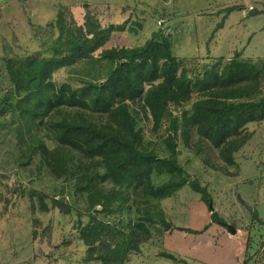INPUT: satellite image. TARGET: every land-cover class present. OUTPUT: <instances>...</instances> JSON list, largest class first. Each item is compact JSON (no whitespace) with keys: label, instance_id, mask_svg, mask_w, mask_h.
<instances>
[{"label":"trees","instance_id":"1","mask_svg":"<svg viewBox=\"0 0 264 264\" xmlns=\"http://www.w3.org/2000/svg\"><path fill=\"white\" fill-rule=\"evenodd\" d=\"M240 9L220 10L224 16L216 30ZM56 21L57 36L47 56L39 52L4 62L8 87L0 96V116L7 118L0 127L11 133L18 166L35 162L84 198L87 221L77 224V232L87 247V262L126 264L155 222L162 232L202 233L205 227L174 228L161 215H151L146 203L171 198L188 185L217 221L206 188L178 164L177 144L196 149V155L205 147L207 154L233 165L234 154L249 139L244 127L264 120V63L234 56L198 66L174 56L171 35L160 31L142 45L105 48L123 25L102 27L90 14L80 25L73 18L66 24L62 12ZM60 69L67 76L57 83L53 74ZM140 114L152 123L157 144L143 143ZM197 157L209 165L207 156ZM153 176L165 180L155 184ZM35 194L41 212L72 210L62 199ZM140 197L145 200L138 206ZM132 203L139 218L124 225L113 219L130 211Z\"/></svg>","mask_w":264,"mask_h":264},{"label":"rangeland","instance_id":"2","mask_svg":"<svg viewBox=\"0 0 264 264\" xmlns=\"http://www.w3.org/2000/svg\"><path fill=\"white\" fill-rule=\"evenodd\" d=\"M229 6L241 9L224 17L216 30L224 16L220 10ZM59 12L66 24L73 18L80 25L90 14L102 27L123 25L122 31L111 34L105 48L142 45L160 31L171 35L174 56L198 66L234 56L264 63V0H0V96L8 87L5 59L39 52L47 56L45 50L57 36ZM66 73L60 69L53 74L54 81L63 82ZM5 118L0 116V121ZM151 126L140 114L138 127L147 145L157 144ZM244 131L249 139L234 154L231 166L207 154L205 147L196 155V149L178 142L177 162L191 180L206 188L217 221L210 219V206L188 185L171 198L150 201L146 203L149 213L161 215L174 228L206 229L198 234L162 232L155 222L147 241L138 253L128 255L126 264H180L163 258V253L188 264H242L246 259H250L247 264H264V120L247 124ZM195 141L193 137L190 144ZM197 156H207L209 165ZM17 157L11 133L0 127V264H100L86 261L87 247L78 237L77 224L87 221L84 198L38 169L35 162L19 167ZM152 180L159 184L165 177ZM15 187L20 191L14 192ZM35 192L62 199L72 210L41 212ZM137 200L140 206L145 199ZM134 207L132 203L130 211L113 219L124 225L139 218Z\"/></svg>","mask_w":264,"mask_h":264},{"label":"water","instance_id":"3","mask_svg":"<svg viewBox=\"0 0 264 264\" xmlns=\"http://www.w3.org/2000/svg\"><path fill=\"white\" fill-rule=\"evenodd\" d=\"M227 228H228L229 231H231L232 233H234V230L231 227L227 226Z\"/></svg>","mask_w":264,"mask_h":264}]
</instances>
